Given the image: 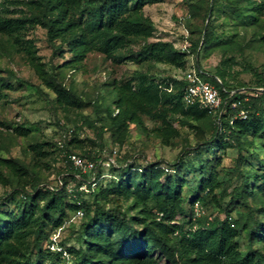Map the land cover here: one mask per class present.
Wrapping results in <instances>:
<instances>
[{"label": "rangeland", "instance_id": "1", "mask_svg": "<svg viewBox=\"0 0 264 264\" xmlns=\"http://www.w3.org/2000/svg\"><path fill=\"white\" fill-rule=\"evenodd\" d=\"M4 1L0 0V24L7 18L19 20L25 27L13 36L0 32V80L11 86L0 101V204L8 213L15 210L9 198L19 184L25 185L28 191L35 182L51 189L72 173L63 161L61 150L71 140L65 133L74 127L80 128L81 138L89 139L84 147L91 157L100 155L95 163L91 158L82 157L80 150L72 149L84 161L93 162L95 168L100 165L102 173L97 184L103 189L117 176L115 168L126 166V160L127 165L143 170L160 165L172 174V165L188 154L187 159L191 158L195 168H199L194 152L200 143L209 139V130L194 119L182 126L177 121L178 114L169 105H160L153 111L165 116L169 128L162 119L138 111L139 122H128L122 132L107 130L100 141L96 130L87 124L103 126L98 119H108L109 107L112 115H118L121 109L117 101L124 93H131L123 88L135 89L138 73H145L161 84L183 81L188 74L196 73L223 75L225 80L237 85H249L257 81L255 71L264 69V12L258 13V20L254 22L253 18L234 10L237 0H144L145 4L138 9L132 3L128 14L140 21L148 34L127 37L113 54L105 52L101 32L89 29H85L86 38L94 40L90 48L73 51L63 45L61 50H55L40 22L39 0H8L3 5ZM72 1L75 17L84 14V20L89 8L101 3V0ZM251 3L259 5L260 1ZM239 4L246 6L244 1ZM206 34L213 37L211 44H206ZM249 139L252 145L242 151L243 162L236 148L218 154L222 157L218 170L222 185L240 183L234 171L237 164L259 170L258 156L264 157V142L251 135ZM214 157L211 152L205 156L210 160ZM94 169L85 174L93 187L96 185ZM186 171L188 179H192L194 173L189 168ZM74 184L70 180L69 187ZM186 191L185 186L184 195ZM216 192L219 196L221 190ZM87 199L91 202L92 197L88 195ZM108 199L109 202L101 200L104 207H117L139 216L140 207L135 208L133 200L111 195ZM228 201L229 196L222 199L221 206L210 204L203 215L223 219ZM187 204L185 208L189 209ZM246 213L247 209L239 206L230 210L234 218ZM174 221L182 224L186 218L177 215ZM80 223L78 219L72 224L68 221L51 232L50 249L53 244L63 249L61 242L64 247L79 248V240L84 237ZM239 241L242 250H246L244 234ZM27 248L19 251L34 252L31 239ZM255 248L264 252L261 244H255ZM13 261L6 259L2 264Z\"/></svg>", "mask_w": 264, "mask_h": 264}, {"label": "trees", "instance_id": "2", "mask_svg": "<svg viewBox=\"0 0 264 264\" xmlns=\"http://www.w3.org/2000/svg\"><path fill=\"white\" fill-rule=\"evenodd\" d=\"M243 1L246 6L240 7L239 2ZM251 1L237 0L233 8L257 22L258 13L264 12V0H259V5H253ZM39 4L42 7L40 22L55 50H61L63 45L73 51L90 48L94 40L86 38L85 29L101 32L102 44L108 54L117 52L127 37L148 34L143 24L128 14L130 4L138 9L145 4L144 0H101L99 5L89 8L85 20L84 14L75 17L72 0H39ZM23 28L19 20L4 18L0 24V32L10 36L20 34ZM212 40L213 37L206 34V44H211ZM256 72L257 81L249 85H237L225 80L223 75L198 74L213 84L222 96L223 103L218 112L220 121L206 109L185 105L184 80L161 84L145 73H138L135 89L123 88L131 93H124L117 101L120 113L112 115L109 107L108 119H98L103 126L87 124L96 130L100 141L107 130L122 132L128 122H139L138 111L162 119L169 128L164 115L153 113L160 105H169L172 112L178 114L177 121L182 126L189 125V120L194 119L209 130V139L200 143L194 152L199 168H195L191 158L187 159L188 154L172 165V174L160 165H150L143 170L127 165L126 160L124 164L129 170L124 171L123 166L115 168L117 176L103 189L97 184L102 169L96 165L93 171L96 185L93 187L85 174H81V178L74 176L69 156L76 154L72 149H78L82 157L98 163L100 155L92 158L90 151L85 149L84 144L89 139L80 137V128H72L71 134L69 129L64 136H71V140L61 152L72 173L59 180L63 185L52 190L35 182L28 191L25 185L19 184L9 198L15 204V210L8 213L0 204V264L6 259L14 260L12 264H264V252L255 248V244L264 246V157L258 156L259 170L236 165L238 185L225 186L224 181L222 185L218 173L222 161L218 156L220 152L224 154L227 149L236 148L243 162L242 151L252 145L250 135L264 142V69ZM9 88V83L0 80V101ZM236 101H240V106L233 109L232 103ZM240 110L248 112L247 118L232 121ZM90 142L95 144L93 140ZM207 152H211L214 159L205 158ZM187 168L194 173L192 179H188ZM70 180L75 182L73 187H69ZM83 184L88 191L80 190ZM217 189L221 190L219 196ZM88 195L92 197L91 202ZM110 195L133 200V206L140 207L139 216H132L117 207H104L101 200L109 202ZM228 196L223 219L197 215V204L207 210L210 204L221 206L222 199ZM186 204L189 209L185 208ZM235 206L246 208V215L230 216V210ZM79 209L83 210V217H76ZM177 215H183L186 221L174 223ZM77 219L84 231V237L79 240L80 247H64L61 242V251L51 250L50 233ZM243 234L247 238L246 250H242L239 241ZM30 239L35 251L31 254L20 252L23 247L28 249ZM46 243L48 245L44 246Z\"/></svg>", "mask_w": 264, "mask_h": 264}, {"label": "built area", "instance_id": "3", "mask_svg": "<svg viewBox=\"0 0 264 264\" xmlns=\"http://www.w3.org/2000/svg\"><path fill=\"white\" fill-rule=\"evenodd\" d=\"M186 82V87L184 89V95H183V101L185 105L187 106H197L201 109H206L210 114H212L214 117L218 116V120L220 121V115H218V112L221 108V105L223 103L222 96L219 92V90L210 82L205 81L202 77H200L196 73H190L187 75V77L184 79ZM232 94L235 93V91L231 92ZM240 106V101H236L232 103V108L237 109ZM248 112L245 110H240L236 117L232 119V121L235 118H240L242 120H245L247 118ZM218 121V122H219ZM73 133V129L69 130V134ZM69 161L71 163L72 168L75 171L74 176L76 178H81V174H86L87 172H91L95 168V164L93 162L84 161L79 155L77 154H71L69 156ZM63 185L61 181L58 182V184L55 187H52L51 189L54 190L55 188H59ZM81 191H88L86 184H83L80 187ZM70 192H72V189H69ZM80 205V202H78ZM195 211L198 216L203 215V210L201 207L197 204ZM84 212L82 209H79L76 212V217H83ZM52 250L61 251V248H56L53 244L51 247Z\"/></svg>", "mask_w": 264, "mask_h": 264}]
</instances>
